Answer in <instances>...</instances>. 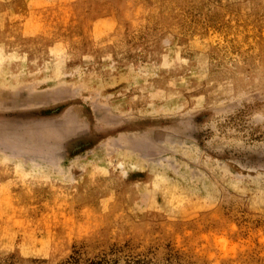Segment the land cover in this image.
I'll use <instances>...</instances> for the list:
<instances>
[{"label": "rangeland", "instance_id": "374dc122", "mask_svg": "<svg viewBox=\"0 0 264 264\" xmlns=\"http://www.w3.org/2000/svg\"><path fill=\"white\" fill-rule=\"evenodd\" d=\"M264 264V0H0V264Z\"/></svg>", "mask_w": 264, "mask_h": 264}, {"label": "trees", "instance_id": "16d2710c", "mask_svg": "<svg viewBox=\"0 0 264 264\" xmlns=\"http://www.w3.org/2000/svg\"><path fill=\"white\" fill-rule=\"evenodd\" d=\"M71 259L73 262H70V263L72 264L78 262L77 259L75 258H71ZM87 264H108V261L102 258V259H97V260H89Z\"/></svg>", "mask_w": 264, "mask_h": 264}]
</instances>
